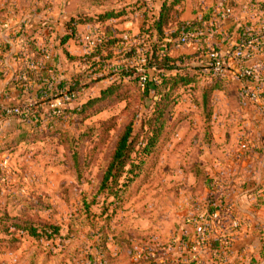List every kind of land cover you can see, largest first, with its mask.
I'll list each match as a JSON object with an SVG mask.
<instances>
[{"label":"rangeland","instance_id":"rangeland-1","mask_svg":"<svg viewBox=\"0 0 264 264\" xmlns=\"http://www.w3.org/2000/svg\"><path fill=\"white\" fill-rule=\"evenodd\" d=\"M134 1L0 0V23L12 19L24 26L60 19L65 27L68 22L59 42L70 37L64 49L77 55L89 52L82 37L95 30L105 34L110 28L109 20L100 21L104 15L121 13L124 24L129 15L142 19L149 8L137 11ZM160 2L150 3L155 11ZM199 40L189 48L174 46L171 55L198 53L207 43ZM48 44L43 42L42 48L49 49ZM119 57L112 67L144 72L142 52L132 59ZM58 63L62 73L83 70L64 56ZM192 67L187 73L196 76L194 83L171 91L166 99L168 88L146 95L127 77L119 81L117 95L84 109L110 81L109 68H103L92 83L79 85L71 79L65 89L72 99L60 104L53 100L51 111L37 108V121L29 119L36 108L31 98L19 104L28 109L26 120L23 115L2 120L0 264H151L149 257L153 264H163L165 258L167 264H180L188 255L217 264L208 248L193 247L189 252L184 245V239L197 233L211 203L241 200L245 208L260 206L259 212L251 213L264 217V112L237 94L230 75L218 81L205 73V66L195 62ZM219 82L225 90H218ZM158 113V125L164 126L145 153L155 136L150 119ZM130 123L136 139L131 163L113 190H101L116 142ZM114 192L117 196L111 195ZM227 221L228 226L225 219L218 225L212 221L217 234L233 229L232 218ZM29 226L36 228L39 238L29 235ZM42 227H56L58 233Z\"/></svg>","mask_w":264,"mask_h":264},{"label":"trees","instance_id":"trees-1","mask_svg":"<svg viewBox=\"0 0 264 264\" xmlns=\"http://www.w3.org/2000/svg\"><path fill=\"white\" fill-rule=\"evenodd\" d=\"M153 1L154 0H149V2L148 0L134 1V5L137 6V11H141L145 6L149 9L148 12L144 11L142 13V26L137 34L128 38V42L123 41L122 32L113 29L111 32H109L110 34H104L105 39L94 51L78 57L65 54L68 63L73 64L77 62L80 66H82L83 70L76 73L74 72L70 75L68 80H65L64 82L61 81L55 84L53 88L51 87V89H49V85L53 84L49 81H57L56 76H54L53 78L55 79L52 80L49 75L37 72L38 68L33 71H28L26 67H24L23 70H19L16 75L17 79L12 82L14 86H16L17 90H20L21 92L28 90L31 87L28 84L29 82L42 86L34 96L36 108L34 109V111L31 110L34 113L29 119H31L32 121H37L36 113H38L37 111L40 110L37 108L46 106L45 108L50 110V108H52L53 106V103H51L53 100L58 101L59 104L69 102L72 99V94H70L69 91H67L65 88L66 85L70 83L71 79L76 78V84L79 85L80 83L85 84L87 80L88 83H92V81L98 80L97 76L103 68H109L110 81H108V85L100 88V95L98 97L90 99L86 103V105H84V109L87 106L105 101L117 95L122 87L119 84V81L127 77L131 78L129 80L130 83L137 82L138 84L140 79L144 78V85L140 88L144 90V93L146 95H149L153 91L158 92L160 89L164 90L168 88V91L164 96L165 99L169 96L171 91L193 84V79H195L194 77L196 76L194 75V77H189L187 71L192 72V66L195 64V62L196 64H201L202 66L206 65L208 48L205 47L206 45L204 44L202 49H200L198 53L186 56L180 55L177 57L172 56L171 51L172 48L176 45L177 40L182 36L188 34L198 35V37L196 38L198 40L200 39L199 41L204 43L206 37L202 36L201 34L206 31L211 32V28L209 27V20L210 17L215 14L212 11V13H209V15L202 17L200 20L185 21L181 18L183 15V0H161L156 11L154 9L155 6L150 4ZM136 10L134 12H136ZM147 13L149 14L147 15ZM122 18L123 14L121 13H109L101 17L100 21L105 24L104 22L109 20L110 23L112 22V25H115L114 23L116 22H118V24L123 23L124 18ZM262 21L263 20L260 19V21L256 23V25L258 24L259 31H256L254 29L250 30L251 26L249 24L239 27L235 31V33L230 36L229 42H231V46H235L236 44H239L243 39L249 37H256L258 35L264 36V31L260 30V27L264 25V21ZM68 26V22L65 23V27L67 29H69ZM215 37L216 36L214 34L213 38ZM69 38L63 37V39H61V43L64 44ZM217 39L218 41H221L222 37H219ZM229 42L227 43L228 45ZM139 51L143 53L146 63L143 68V73H139V75H137V73L133 71H124L123 67H112V63H114L115 61L118 62L119 55L120 57H122L121 59H132ZM31 59H28V61H33ZM113 68L115 69L113 70ZM149 69L153 70V72L156 73L150 74L148 72ZM122 72L127 73L124 74ZM222 80L223 79H221V81ZM155 83H157L158 85L156 86ZM219 83L221 84V86L219 88L215 87L211 91L217 90V88L218 90H225L223 88L224 83ZM237 94L240 95L238 91ZM65 97H69V101H66L64 99ZM26 111L28 112V109ZM26 111L24 110V112L22 113L23 120H26L27 115L29 114V112L27 113ZM161 113L162 112H160V114ZM160 114L158 113V116L154 115V117L150 119V131L153 132L155 136L152 140L149 141V144L146 146L144 150L145 153H148L149 148L153 145V142H155L156 138L161 133L162 127L164 126L163 122L158 125V123L160 122ZM6 118L8 117H2L0 119V123ZM132 134L133 124L130 123L125 127L123 133L119 136L116 142L115 148L110 157V161L102 177L100 186L101 190H113V187L119 183V180L125 173V168L131 163V156L134 153L136 140L132 136ZM111 195L117 196V192H114ZM229 207L230 203L225 198L219 201H213V203H211V206L208 208V212L205 215L207 217L206 223L208 224L209 229L205 233V240L202 246L204 248H208L207 251H209V255L215 258L214 260L217 262V264H224L226 262L225 258L229 255V249L232 246L231 237H229V234H231L234 230H232L231 228H226L224 233L217 234L216 230L213 229L214 227L212 225H209V217L213 213H215V211H217L219 213V217L218 219H216L215 223L218 225L219 221H223V219H225L226 226H228L230 221L228 222L227 220H230V218H236L231 213L230 218L227 217V214L229 213H227L226 210ZM46 228L53 230V234L58 233V229L56 227H42L43 231ZM25 230H27L29 235L33 238L40 237L39 233H37L36 228L32 226L26 227ZM195 240V235L191 236L188 239H184V245L189 250V252H191V248L194 246ZM200 258L201 259L198 260V255H188L187 262L181 261L180 264H200V262L202 264H206V262L203 261L202 256H200ZM165 259L162 261L163 264H167V261L165 262ZM149 260L152 261L151 264L154 263V261L150 259V257ZM262 264H264V262Z\"/></svg>","mask_w":264,"mask_h":264},{"label":"crops","instance_id":"crops-1","mask_svg":"<svg viewBox=\"0 0 264 264\" xmlns=\"http://www.w3.org/2000/svg\"><path fill=\"white\" fill-rule=\"evenodd\" d=\"M186 1H189L186 3ZM147 2V1H146ZM149 2V0H148ZM189 3L191 8L188 9ZM228 4L232 9V16L226 22H221L213 15L209 20V27L211 28L212 36L207 40L206 46L209 48H217L219 50H225L221 41L217 38L226 35H232L235 31L242 26L249 24L250 30H258V23L261 20L264 21V0H183V15L182 20L195 21L200 20L202 17L209 15L212 11L219 7ZM3 8V7H2ZM13 11V9H11ZM10 12V11H9ZM17 9L14 8L16 14ZM14 14V15H15ZM211 15V14H210ZM127 18V22L124 24L116 22L115 25L109 23L110 28L106 29V33L111 32L113 29L122 33L123 39H127L129 35L133 36L138 33L142 26V19L137 16ZM262 21V22H263ZM61 20L57 19L51 23H30L28 25H22V23L10 19L8 22L1 21L0 23V106L1 107H14L19 106L20 102L25 104V100L31 98L34 100L36 92L42 87L41 85L33 84L29 82L31 86L28 90L21 92L16 89V86L12 83L15 81L16 75L19 70H23L26 67L27 59L37 60L38 70L37 72L45 73L50 78L56 76L57 81H49V87L53 88L55 84L68 80L71 75L69 73H62L59 70V59L61 56L65 57V54L78 57L82 56L87 51L73 55L68 53L64 47L70 41L62 44L59 42V35L64 31V25H60ZM114 26V27H113ZM47 28L46 37H43L44 31ZM231 29V33H227L225 30ZM215 30V31H214ZM51 31L50 33H48ZM105 33V34H106ZM48 34V35H47ZM68 34V33H67ZM110 34V33H109ZM215 34V38L213 35ZM48 41L49 49L44 50L42 43ZM58 42V44L56 43ZM128 42V40H127ZM32 43V44H28ZM69 44V43H68ZM35 47L29 50L28 47ZM176 47V46H175ZM60 49V50H59ZM184 49V48H178ZM176 50V48L172 49ZM42 59V60H41ZM67 62V60H66ZM22 67V68H21ZM9 78L8 80H4ZM43 84V83H42ZM7 96H12L13 101L7 102ZM24 101H23V100ZM23 101V102H22ZM14 102V103H13ZM22 105V104H21ZM232 200V201H231ZM230 207L227 208V217L230 218V213L236 218L243 219L242 226L233 231L229 236L231 237L232 246L229 249V255L225 258L224 264H262L264 262V217L256 216L251 212H259L261 208H252L250 205L244 207L241 200L230 199ZM255 203V202H254ZM257 203V202H256ZM255 203V204H256ZM253 204V203H252ZM247 210V212H246ZM238 216V217H237ZM233 230V229H232Z\"/></svg>","mask_w":264,"mask_h":264},{"label":"built area","instance_id":"built-area-1","mask_svg":"<svg viewBox=\"0 0 264 264\" xmlns=\"http://www.w3.org/2000/svg\"><path fill=\"white\" fill-rule=\"evenodd\" d=\"M215 18L221 22H226L232 16V9L228 4L219 6L213 10ZM260 30L264 31V25L260 27ZM205 36V40L210 39L211 33L204 32L201 34ZM226 35L221 44L225 47V50H219L217 48H208L207 50V63L205 65V73H209L214 79H224L227 76H231V82L235 85L238 93L244 99L258 105L264 112V36L249 37L243 39L239 44L231 46L226 42H229V37ZM198 35L188 34L182 36L176 42L177 48H189L195 42ZM105 39L104 32L101 30H95L84 37L82 42L86 49L91 52L94 51ZM196 45V44H194ZM193 45V47H194ZM228 45V46H227ZM144 63V60L142 61ZM38 68V64L34 62H27L26 69L33 71ZM145 82L144 78H141L139 85L143 87ZM50 89V87H49ZM69 101V97L64 98ZM262 103V105H260ZM54 106V105H53ZM52 106V107H53ZM24 112L23 106L15 107H1L0 106V119L2 117L18 116L20 117ZM219 213L215 211L209 217V225H212V221L215 222L218 219ZM234 222L233 229L236 230L241 227V222L238 218L232 219ZM207 217L199 223L195 234L196 241L194 248L199 249L202 247L205 240V233L209 229L206 223ZM230 237V236H229ZM191 248L193 250L194 248ZM227 250V249H226ZM225 256V255H224Z\"/></svg>","mask_w":264,"mask_h":264}]
</instances>
